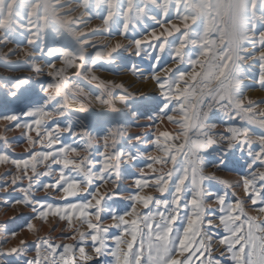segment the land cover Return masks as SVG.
<instances>
[{"label":"snow or ice","instance_id":"1","mask_svg":"<svg viewBox=\"0 0 264 264\" xmlns=\"http://www.w3.org/2000/svg\"><path fill=\"white\" fill-rule=\"evenodd\" d=\"M0 66L34 73L0 77V208L36 237L0 224V264H264V0H0Z\"/></svg>","mask_w":264,"mask_h":264},{"label":"rangeland","instance_id":"2","mask_svg":"<svg viewBox=\"0 0 264 264\" xmlns=\"http://www.w3.org/2000/svg\"><path fill=\"white\" fill-rule=\"evenodd\" d=\"M151 23V22H150ZM100 24L99 20H93L92 23L89 25V29L91 28H95ZM117 40H121L122 38L120 37H116ZM123 43H127V40H122ZM14 47V45L9 44L8 48H12ZM8 48L3 49L4 52L8 51ZM22 58V57H21ZM16 57L12 58V62L14 63L16 61ZM122 63L125 65H132V64H136L138 66H140L141 68H147L148 67V61L147 60H142L141 58L135 57V56H128L126 53L122 54ZM60 65L57 64V67H59ZM107 67V66H106ZM45 73H47L48 69L45 68ZM30 72V70L27 69V67L22 68L21 70L17 71V72H9L7 69H5L4 67L0 66V77H15V76H33L34 73L32 74H28ZM253 75L258 73V68H254L252 70ZM28 74V75H27ZM69 74H71V70H69ZM99 74V76L102 79H106V80H114L117 83L119 82H123L125 84V86H132V90L133 91H137V90H141L147 93H152L154 92V84L147 82V81H140L137 80V78L135 76H133L131 74V72L128 71H120L119 75H114L112 71H101L98 72L97 75ZM42 79L47 80L48 77L45 74ZM251 83V82H249ZM88 87H92V86H88ZM31 92H34L35 94H38L36 89H30L28 92L24 93L21 95V97L19 99H24L26 103L24 102H8V103H12L10 108L8 110H12L13 108H15L16 110H21V109H26L30 106H34L38 103H42V98L36 99V100H31L30 96H31ZM30 94V95H29ZM248 95L250 96V98H252L253 100L257 101V102H264V91H251L248 93ZM28 96V97H27ZM27 98V99H26ZM0 99H2V97H0ZM158 99V98H157ZM22 103V105H21ZM19 105V106H18ZM141 123H145V121H141ZM5 127V123L4 122H0V134L3 133V129ZM169 130H173L172 126L169 125ZM220 129H218L219 131ZM131 134L132 135H138L139 131L136 128H133L131 130ZM7 137L8 140L12 142V149L11 154L13 156H21V155H25L24 153V148L27 147V145L24 143L23 139L21 138V133L19 131H13V132H8L7 133ZM0 150H3V144L2 142H0ZM240 157V153L236 154V158L239 159ZM244 161L243 160H239V163L242 164ZM238 168V166H237ZM7 171V167L4 165H0V174H4ZM220 175L224 176L225 178L229 179V180H235L236 176L234 174H229L227 172L225 173H220ZM128 181H125L123 184V188H127L128 187ZM153 195H158L155 193H152ZM238 195H240V193H237ZM6 193H0V197L6 196ZM41 196L44 195V193H40ZM20 196L19 193H15L14 197H18ZM17 217V219L13 222L12 221V217ZM30 213L27 209H23L21 206H16V208H10V209H4V208H0V224H8V226L16 231L19 232V235L22 233L24 235H21V238H27L29 242L35 240V235L30 234L27 232L26 228H24V225L27 222V219L29 218ZM52 222V224H55L54 220H50ZM34 223H36L37 227L39 222L38 221H33ZM45 226V225H44ZM61 227H63V225H61ZM38 228H40V232L39 235L40 236H47L49 235V229L46 230V232L43 231V227L39 226ZM23 229V230H22ZM113 232H116L115 229L112 230ZM25 232V233H24ZM53 235V239H55L56 236L60 235L59 232L52 234ZM64 235H68V233H64ZM18 236L16 238V240L12 241V244L14 245V243L18 242ZM17 241V242H16ZM56 242H60V241H56ZM65 243H72V241H68L65 240ZM10 246V245H9ZM216 256L220 257V253L216 252L215 253ZM221 259H224L223 257H220Z\"/></svg>","mask_w":264,"mask_h":264},{"label":"bare ground","instance_id":"3","mask_svg":"<svg viewBox=\"0 0 264 264\" xmlns=\"http://www.w3.org/2000/svg\"><path fill=\"white\" fill-rule=\"evenodd\" d=\"M27 73H28V72H27ZM28 74H32V72L30 71ZM28 74H27V75H28ZM98 75H99V74H98ZM106 79H107V78H106ZM30 94H31V96H30V99H31V100H36V99L42 98L41 96H39L38 94H35L34 92H31ZM30 94H29V95H30ZM27 97H28V96H27ZM26 99H27V98H26ZM13 102H14V101H13ZM17 102H24V103H26L24 99H18ZM7 103H8V102H7ZM9 104H12V103H9ZM21 105H22V103H21ZM18 106H19V105H18ZM73 107H76V105H73ZM50 223L52 224L51 221H50ZM39 226H40V223L38 224V227H39ZM47 229H49V225H45V226H43V231H44V232H46ZM22 233H23V232H22ZM22 233L20 234V236H18V241H19L21 235H24V234H22ZM24 233H25V232H24ZM16 242H17V241H16ZM14 244H15V243H14ZM10 246H12V245H10Z\"/></svg>","mask_w":264,"mask_h":264}]
</instances>
